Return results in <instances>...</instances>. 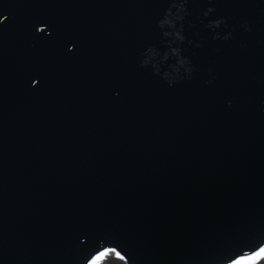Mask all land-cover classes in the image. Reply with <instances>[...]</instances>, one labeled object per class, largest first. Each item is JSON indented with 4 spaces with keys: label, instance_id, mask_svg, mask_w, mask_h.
<instances>
[{
    "label": "water",
    "instance_id": "obj_1",
    "mask_svg": "<svg viewBox=\"0 0 264 264\" xmlns=\"http://www.w3.org/2000/svg\"><path fill=\"white\" fill-rule=\"evenodd\" d=\"M0 14V264L106 246L125 264H222L264 239V0Z\"/></svg>",
    "mask_w": 264,
    "mask_h": 264
},
{
    "label": "snow or ice",
    "instance_id": "obj_2",
    "mask_svg": "<svg viewBox=\"0 0 264 264\" xmlns=\"http://www.w3.org/2000/svg\"><path fill=\"white\" fill-rule=\"evenodd\" d=\"M5 14H0V22L6 20ZM51 35V34H50ZM63 42L66 45V48L71 52L75 51L78 40L76 37L72 35H67L63 37ZM71 46V47H70ZM31 83L37 84L38 80L35 78L31 79ZM114 254L119 258L120 261L125 262L128 260V257L117 247H103L97 251H95L89 259H87L86 264H95L94 258L98 257L100 259H104L105 256L109 254ZM256 260L260 262V264H264V239H260L253 247L250 249L246 248L242 250L239 254L235 255L231 259H227L226 264H250L251 261Z\"/></svg>",
    "mask_w": 264,
    "mask_h": 264
},
{
    "label": "clouds",
    "instance_id": "obj_3",
    "mask_svg": "<svg viewBox=\"0 0 264 264\" xmlns=\"http://www.w3.org/2000/svg\"><path fill=\"white\" fill-rule=\"evenodd\" d=\"M94 261H95V264H102V262H103V264H106L104 259H100L98 257H95ZM222 264H226V262L223 261ZM250 264H260V262H258L256 260H253V261L250 262Z\"/></svg>",
    "mask_w": 264,
    "mask_h": 264
},
{
    "label": "rangeland",
    "instance_id": "obj_4",
    "mask_svg": "<svg viewBox=\"0 0 264 264\" xmlns=\"http://www.w3.org/2000/svg\"><path fill=\"white\" fill-rule=\"evenodd\" d=\"M104 260H105L106 264H116L112 256H110L107 260L106 259H104ZM102 264H103V262H102Z\"/></svg>",
    "mask_w": 264,
    "mask_h": 264
},
{
    "label": "bare ground",
    "instance_id": "obj_5",
    "mask_svg": "<svg viewBox=\"0 0 264 264\" xmlns=\"http://www.w3.org/2000/svg\"><path fill=\"white\" fill-rule=\"evenodd\" d=\"M110 256H112V255H110ZM110 256H108V257H106V258H104V259H106V260H107V259H108Z\"/></svg>",
    "mask_w": 264,
    "mask_h": 264
}]
</instances>
